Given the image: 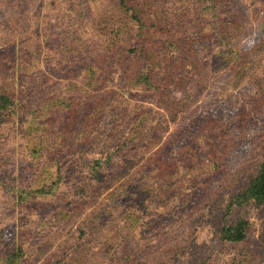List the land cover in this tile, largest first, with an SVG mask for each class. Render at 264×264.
<instances>
[{
	"label": "rangeland",
	"instance_id": "rangeland-1",
	"mask_svg": "<svg viewBox=\"0 0 264 264\" xmlns=\"http://www.w3.org/2000/svg\"><path fill=\"white\" fill-rule=\"evenodd\" d=\"M0 62V264H264V0H0Z\"/></svg>",
	"mask_w": 264,
	"mask_h": 264
},
{
	"label": "trees",
	"instance_id": "trees-1",
	"mask_svg": "<svg viewBox=\"0 0 264 264\" xmlns=\"http://www.w3.org/2000/svg\"><path fill=\"white\" fill-rule=\"evenodd\" d=\"M137 9H133V16L137 20L139 24H141V19L138 14ZM136 26L141 29V26ZM138 36L139 34L136 33ZM137 41V40H136ZM138 42V41H137ZM149 52H145L146 56ZM140 56H143V52H139ZM3 65V66H2ZM6 64H2L0 62V71L5 67ZM8 74L5 72L3 74ZM2 76V77H3ZM144 78H147V76H143ZM3 82H0V119L5 115L1 112L8 108V106L13 104L12 95L10 93H7L4 91V85ZM1 84L3 86H1ZM93 174L94 178L97 179L100 176V170H98L95 166L90 170ZM83 189H80V192ZM239 200V204H243L247 202L248 200H254L257 204H263L264 205V159L258 166L256 172L250 177L248 182L245 184V187L237 194ZM238 198L236 203L238 202ZM248 229V221L245 219H237L234 222H232L229 225L223 226L221 228V239L226 240L228 242H240L243 241L246 237Z\"/></svg>",
	"mask_w": 264,
	"mask_h": 264
}]
</instances>
